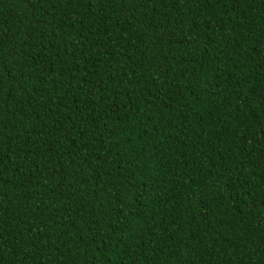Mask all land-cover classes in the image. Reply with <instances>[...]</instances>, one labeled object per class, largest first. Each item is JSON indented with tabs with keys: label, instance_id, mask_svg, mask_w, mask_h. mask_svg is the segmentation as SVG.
Wrapping results in <instances>:
<instances>
[{
	"label": "trees",
	"instance_id": "trees-1",
	"mask_svg": "<svg viewBox=\"0 0 264 264\" xmlns=\"http://www.w3.org/2000/svg\"><path fill=\"white\" fill-rule=\"evenodd\" d=\"M0 264H264V0H0Z\"/></svg>",
	"mask_w": 264,
	"mask_h": 264
}]
</instances>
